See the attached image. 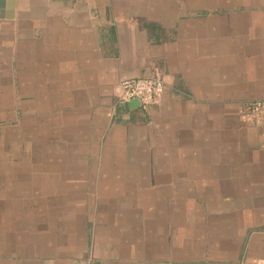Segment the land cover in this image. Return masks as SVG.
I'll use <instances>...</instances> for the list:
<instances>
[{
  "label": "crops",
  "instance_id": "crops-1",
  "mask_svg": "<svg viewBox=\"0 0 264 264\" xmlns=\"http://www.w3.org/2000/svg\"><path fill=\"white\" fill-rule=\"evenodd\" d=\"M14 1L0 264H264V123L242 118L264 0ZM156 71L150 109L123 104L120 81Z\"/></svg>",
  "mask_w": 264,
  "mask_h": 264
},
{
  "label": "built area",
  "instance_id": "built-area-1",
  "mask_svg": "<svg viewBox=\"0 0 264 264\" xmlns=\"http://www.w3.org/2000/svg\"><path fill=\"white\" fill-rule=\"evenodd\" d=\"M122 102L137 99L140 107L148 111L165 90V82L159 71L149 77H127L120 81ZM242 118L247 123H264V100L247 101L242 104Z\"/></svg>",
  "mask_w": 264,
  "mask_h": 264
},
{
  "label": "water",
  "instance_id": "water-1",
  "mask_svg": "<svg viewBox=\"0 0 264 264\" xmlns=\"http://www.w3.org/2000/svg\"><path fill=\"white\" fill-rule=\"evenodd\" d=\"M14 5H15V1L14 0H0V16H5V13L3 12V8L8 6V10L9 12H7V17H12L13 15V10H14ZM4 13V14H3ZM125 103H131V104H135V105H140L139 101L137 99H132L128 102H123V104Z\"/></svg>",
  "mask_w": 264,
  "mask_h": 264
}]
</instances>
